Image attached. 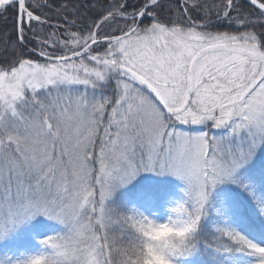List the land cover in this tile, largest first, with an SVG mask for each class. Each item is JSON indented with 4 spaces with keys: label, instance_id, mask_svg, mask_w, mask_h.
I'll list each match as a JSON object with an SVG mask.
<instances>
[{
    "label": "snow or ice",
    "instance_id": "1",
    "mask_svg": "<svg viewBox=\"0 0 264 264\" xmlns=\"http://www.w3.org/2000/svg\"><path fill=\"white\" fill-rule=\"evenodd\" d=\"M258 153L264 0H0V242L59 226L0 264H264L260 200L239 211L262 242L200 238L218 184L264 181ZM165 176L160 220L135 199Z\"/></svg>",
    "mask_w": 264,
    "mask_h": 264
},
{
    "label": "rangeland",
    "instance_id": "2",
    "mask_svg": "<svg viewBox=\"0 0 264 264\" xmlns=\"http://www.w3.org/2000/svg\"><path fill=\"white\" fill-rule=\"evenodd\" d=\"M260 158H264V154L258 153L257 160ZM142 177H152L151 173H142ZM140 180V177L137 178ZM151 181L157 182H167L169 188L171 189L168 192L167 198L161 200L160 204H156L153 200V197H141L139 199H135L129 193V190L134 188L133 186H129L128 191H122L117 199H127L132 201L135 199V203L143 208L149 214L154 215L155 218L163 220L169 213V209L174 205V203L181 199L183 193L181 191L183 184L182 182L172 176L165 177H155ZM250 185L249 190H244L239 188L238 185L231 184L228 182L218 184L212 191L209 202H208V214L202 218L201 227L204 225L205 220L209 217V211L214 217L210 218V224L212 225V232L215 234V228L217 226H227L231 228H235L238 231H241L243 234L248 236L250 239H255L257 242H262L258 237H254L248 234L245 230H243L241 226L242 216L239 214V206L241 203L251 204L255 202V207L257 206V200L264 202V184L262 181L251 182L247 181ZM239 196V198H238ZM246 200V202L244 201ZM253 205V204H252ZM264 219V218H262ZM37 221L44 222L46 227L38 232H35L32 235H28V232L31 230L25 229L24 233L21 234V238L16 241H13L9 244H4L0 242V253L4 254L7 252L9 256L13 255L14 252L17 251V248L23 244L27 243L29 250H36L40 247L38 241L42 235L50 234L53 231L58 230L59 226L54 224L51 221H44L43 217H37ZM203 232H206L204 229ZM201 231V232H202Z\"/></svg>",
    "mask_w": 264,
    "mask_h": 264
},
{
    "label": "trees",
    "instance_id": "3",
    "mask_svg": "<svg viewBox=\"0 0 264 264\" xmlns=\"http://www.w3.org/2000/svg\"><path fill=\"white\" fill-rule=\"evenodd\" d=\"M152 187H151V192L152 191H155V190H160L159 188L162 187V184H160L159 182L158 183H154L152 181H150ZM205 230L206 232H203L202 230ZM202 231V232H201ZM214 233L211 231L210 227L208 226L207 223H204V225H202L201 227V230H200V238L201 240H207L209 239L211 236H213ZM201 247H203V245H201ZM207 259V254L204 253L202 256H201V260H206Z\"/></svg>",
    "mask_w": 264,
    "mask_h": 264
}]
</instances>
